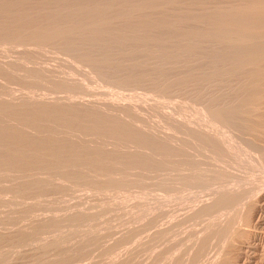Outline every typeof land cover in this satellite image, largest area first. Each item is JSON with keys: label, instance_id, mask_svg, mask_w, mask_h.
Listing matches in <instances>:
<instances>
[{"label": "bare ground", "instance_id": "bare-ground-1", "mask_svg": "<svg viewBox=\"0 0 264 264\" xmlns=\"http://www.w3.org/2000/svg\"><path fill=\"white\" fill-rule=\"evenodd\" d=\"M13 42H15L16 45L19 44L22 50L25 49L26 51L28 50L30 51L31 48L34 47V46L29 47L30 44L31 45L34 44V45L39 46L40 48H43V50H46V49L48 50L50 47V48H57L59 50L61 49L63 50V52L65 51L67 54L69 52L73 54L77 58V60L80 61L81 63L82 62L87 63L90 67H92L94 69L93 71H95V73L97 72L96 74L100 75L99 76L100 78L103 77V80L105 78V79L110 80V82L111 81L114 82V84L117 82L119 83V85L121 83L123 87L125 85L127 86V85H132V84H140V85L146 84V85L152 86V88H155L157 90L156 92L159 91L161 93H171L175 91L176 94L185 93L189 97L190 104L193 107V109L195 108L196 113L193 110L192 111L194 112V114L200 113L199 114L200 117L194 120L190 119L191 121L189 122V126H190L189 136L191 137V139H188V136L187 138L185 136L184 137L176 136V132L182 133L183 131L185 132L186 130L184 127L183 121L175 120L172 123L173 125H170L171 127L173 126L172 135H169V134L164 135V133L159 134V132L158 133L156 132L158 131L157 129L156 131H154L153 128L152 130L151 128L145 126L144 123H146L147 121L144 122L143 124L139 123L140 121L138 119L140 118H138L139 116L138 114H140L141 112L137 108H134V106L129 105V104L127 105L116 104L117 102L116 103L110 102V103L105 104L104 102H101V101H98L99 102L98 103L96 101L83 100V99L82 100L77 99L78 101L77 100L75 101V98L73 100L66 99V101L57 99V101L59 100L58 102H42V101H39L38 99L37 101L36 100L30 101L31 99L29 101L26 99L25 101L24 99L22 100V98H24V95L23 97H21V100L13 101V99L10 100L9 97L6 99V97L2 98L0 96L1 97L0 98V179L7 178L13 181L7 187L11 192H14L16 194H19V193L27 194V193H37V192L44 191V190L47 191V190L62 189L65 187L64 179H63V184L60 183L61 181L58 182L56 179L57 177L59 178L60 176L62 178L63 177L72 178L78 182L79 181L85 182V183L99 186V187L100 186L102 187L110 186V185H120L122 183H129V184H134V185L135 183L143 184V183L149 182L148 180H150V178L145 176V174L148 171L150 172V170L154 171V170H157L159 168L161 169L164 167L171 168L172 172L173 170H177L178 173L179 172L182 173L183 177L180 178V181L183 183H189L192 181H195L197 183H202L205 180H208L206 178V175L207 176L211 175L213 178L219 177V180H220L221 176L225 177L223 175L227 173H231V172H228L229 169H225V170H228L227 173L222 168L215 169L213 171L212 170L209 171L210 170L209 169L208 172H206L207 166L206 168L203 167V164H206L207 161L210 159L213 162L220 161L219 159L220 156L218 157L216 156L217 154L214 155L213 153H216L215 151L221 149L220 141L223 142L222 140H220L221 139L220 137L219 139L218 137H216V134L212 131V128L211 127L209 128L210 126L209 122L212 124H215V123L217 125L219 124L224 129H227L226 131H230L232 134L238 135L239 140L241 142L243 141L242 144L246 143L250 145L251 147L250 149L252 148L256 149V151L258 152V155H260V158H262L261 161L262 160L264 161V0H0V43L4 45H9V44L12 45ZM26 44H29V46H27ZM37 52L34 51L35 54ZM25 56L27 57V55H24L22 57L25 58ZM30 56L33 58L35 57L32 55V53ZM25 59H28V57ZM1 62L2 61H0V63ZM10 62L3 61L1 64L8 63L11 65L13 62L11 63ZM17 64L14 63L15 69H16ZM20 64L21 62H19V65ZM6 65L7 64H5V66ZM26 66L28 67V65ZM22 67L24 69L25 66H21V68ZM11 68L10 70H12ZM21 68L19 67L18 69L21 70ZM29 68L30 67L27 68L28 73L31 72ZM31 69H33L32 71L35 70L34 68H31ZM35 71L33 73L38 72V71L37 72ZM24 72L26 71L24 70ZM39 72H41V70ZM17 73L16 72L11 73L10 71L7 70V68H4L3 66L0 65V75L7 81H13L16 77L21 76V75L14 76V74H17ZM34 75L38 76V73L33 74V76ZM25 76H29V74L28 75L26 74ZM21 77L23 81L26 80L27 82V79L24 80L23 76ZM39 79H40V74H39ZM22 80L21 81L19 80V81L23 83ZM48 80L51 81V79H48ZM15 81H18L17 78ZM32 81L33 80H31L30 82L33 84L34 81L33 82ZM58 81L56 83H58ZM28 83L29 82L25 84L28 85ZM59 84H62V83L59 81ZM54 86H57V84L54 83ZM62 86H65V85H62ZM3 88H4V85L0 81V92H2L1 90H3ZM30 94L31 93L28 94L29 97L25 96V98L28 97L29 99L30 97H33L31 96L32 94L31 95ZM82 94H86V93H82ZM36 95L34 94V96ZM13 97L16 98V96L14 95ZM50 97H53V96H50ZM151 114H152V111H151ZM156 119H158V117ZM169 121H172V120H169ZM152 124H154V122H152ZM164 125L166 126V124ZM170 126H167V127H170ZM168 129H171V128H168ZM217 130L219 131V129ZM183 134H188V132H185ZM224 137L225 136H223L222 138ZM209 148H212L210 149L212 151L210 154H208L209 152H207ZM190 149H192L193 151ZM241 149H244V148H241ZM228 151L230 150L228 149ZM256 151L252 150L251 152H256ZM253 154L255 156V153H252V155ZM233 157L236 158L235 155ZM213 162L212 164H214ZM208 163L210 164V162ZM217 166H220V165H217ZM211 168H214V167H211ZM183 169L187 171L183 172L182 171ZM230 171L232 170L230 169ZM41 173L43 174L46 173V175L42 176ZM174 173L176 174V172ZM152 175H154V173ZM237 177L238 176L236 175V178ZM156 181L158 185L159 183L161 185L164 184L166 186L171 184L170 181H168V178L159 179ZM214 181H217V180H214ZM164 185H163V188H164ZM241 185L242 184L240 185L237 184V186H241ZM66 186H68V184ZM218 186L220 187V185ZM181 187H182V184H181ZM214 187H210L211 189L207 191V195L213 194V198L208 197L209 198L208 199L205 197L206 199H208L207 201L209 200L211 201L205 202L206 200L205 199L203 200L204 201L203 202L200 199L203 203V205H201L200 204L201 202L196 201L197 199L194 200L196 201V204H197L196 208L198 207V205H200L199 208H197V210H193L191 207V209L193 210V213H195L194 215L196 214L198 215L202 213L206 214V212H213L214 210L219 209V208L223 209L225 207H229L230 205H233L234 203H236V201H238L240 198L244 197L246 195V192L248 191V190H244L246 189L244 186H243V191H239V189L241 188L234 189L235 187H233V189L231 190L232 186L230 187L229 185H227V188L222 189L221 191H218L219 188L216 190V186ZM222 187L223 186H221L220 188ZM79 188L77 189L79 190ZM203 190L204 188L201 190V192ZM80 191H81V188H80ZM87 191L89 190L87 189ZM217 191L219 193L215 195L214 193H217ZM69 192L71 193V191ZM242 192H244V194H242ZM192 195H193V192L191 196ZM203 195H201L202 198H204ZM185 197H188V196H185ZM185 197H182V198L184 199ZM182 198L179 199L180 202H177L178 204L181 203ZM183 201L184 200H182V202ZM190 202H189V205H190ZM238 204L239 203H237V206ZM5 205H6L5 201L0 198V221L6 222V223L13 222L18 217V214H17V217H15L16 215L15 216L13 215L14 217L11 216L12 218H6L10 216L9 214H11L12 211L14 213L17 210L16 213H20V214L23 211L22 216L24 215L30 216V214H32V212L29 213L31 211V206H34L33 203L22 204V203H17L16 201L13 202L12 200V202L8 203L7 205L11 206L13 210L6 212L1 209L2 206H5ZM240 206L241 205H239V207ZM89 207L92 209L91 205ZM104 207H106V205ZM104 207L103 209H105ZM250 210L251 208L248 207L244 214L241 212L243 215L237 212L239 215H241L240 219L242 222L240 223H244L243 225H245V223L247 222L245 227L247 226V224L249 225L248 222H250L251 220L252 212ZM174 211H177V210H174ZM87 212H84L86 214H83L78 211V213L77 212L74 213L75 219L74 218L72 219L73 216L71 217L72 215L71 214V215H68V217L70 216V220L68 219V217L66 218V220L68 219L67 221L69 222L71 221V219L72 220H78L79 218L80 220L85 219L84 217L88 216ZM184 212L182 211L181 213H177V216ZM161 214L162 213H160V217H161ZM168 214H169V211H168ZM190 214L192 213L189 212L188 214L187 212V215H185V218L187 217L189 218L188 215ZM151 217L153 216L151 215ZM162 217H164V215ZM52 218L48 217L47 220L50 221V219ZM63 218H65V216ZM168 218H166L167 221H168ZM175 219H177V217ZM33 220H36V219H33ZM66 220L65 219L62 220L64 221L62 223L63 224L66 223L67 222ZM188 220H190V218ZM52 222H55V219L54 221H51V223H48V225H53L55 228V225ZM57 222L58 221H56L55 224L58 227L59 225H57ZM97 222H98V219H97ZM171 222H173V220ZM185 222L186 220H184V223ZM41 223L43 224L46 223L47 225V222L45 223L40 222L41 227L43 225ZM174 223H176V221ZM174 223H171V224H174ZM38 224L36 225L37 227L35 226V223H34L35 227L34 226L32 227L33 224L32 225L29 224L31 226L29 225L24 226L25 224H23V227L18 226L19 229L17 230L14 228L15 229L14 234H13L14 231L13 232L12 230L9 231L10 232L9 234L12 233L13 235H9V234L6 235L7 231L5 232L6 233L5 235L1 234L2 232H0V258L4 260L9 258V256L12 254L10 251L11 249L10 246L17 247V245L19 244L23 245L24 243L31 242V240L33 241L37 235H40L42 232H44L43 227L45 228L48 227V226H43L42 228H40V225L38 227ZM164 224H166V226L164 225V228L162 229H165L167 228V225H170L169 222L168 223L164 222ZM147 225L146 227L144 226L139 227L137 223V226L142 229L148 228L149 226ZM159 225L157 224V226ZM170 226H169V229L171 228ZM238 226L236 228L237 230L235 229L236 231H233L231 235L229 234L230 238L228 239V241L226 239V241L229 243L226 242L228 244V247H227V250L225 251L224 257H222L223 255H221L220 257V258H223L222 261L220 260L221 261L220 264H228L227 262L230 261L231 258H233V255L235 253V251H233V255H232L233 246H235V243L240 237L243 239V237L246 236V234H244L245 232L243 231L246 228L244 227L243 229V227H240L241 229H239ZM50 228H52L51 230L56 229V228L53 229V227H50ZM119 228L118 230H120ZM137 228H135L136 231H137ZM157 228L155 229L154 232L151 231L153 234H151L150 239L147 237L148 241L146 239L142 240V241H146L144 243H137L136 242L137 237L136 239L134 238L135 242L139 244L138 246L135 244V246H137L136 249L138 248L149 249V246L153 243L154 240L161 239L160 238L161 236L163 238V235L166 231H161V230L156 231L158 230ZM45 230H48V229L46 228ZM210 231L205 233V236L203 237L200 234L203 240L200 237L202 240V242L200 241L201 244L199 241H197L199 242L197 243L198 245L195 244V246H197L199 250L197 248L198 253L195 250L193 253L194 255H196L195 252L197 253L198 257L202 253L204 255L206 247H208L209 241L211 240L212 237H218L217 239H219V237L222 238V236H219L213 230H212L213 236H211L212 231L209 235L208 233ZM230 231H231V228H230ZM245 231L247 232V230ZM95 234L93 232V233L81 235L79 238H76V240L74 239L75 241L74 240L73 241L74 243L77 242V244L79 245L86 241L88 242H91L93 240L97 241L96 238L98 237ZM129 234H132L133 236L136 233L134 234V232L132 231V233L130 232ZM148 234L149 233H146L145 235L144 233L145 236H147ZM53 235H54V232H53ZM202 235H204V232L202 233ZM125 236L126 234L123 236V238H126V237L128 238V236L126 237ZM225 236L227 237V233ZM142 237L144 236L142 235ZM139 238L141 237L139 236ZM57 239H59V237ZM118 239L117 241L120 240ZM54 240L56 239L54 238ZM70 240H69V243H70ZM103 240L104 239H102V241ZM125 240H123L124 243H125ZM140 240L137 239L138 242H140ZM53 241L51 240L50 242L54 243ZM61 241L62 239L60 240V242ZM117 241L116 242L114 241L115 243L114 245L116 246H117L116 244ZM193 241L194 240H192L191 242ZM50 242H47V243L45 242V244L49 245V246H46L48 249L50 246L52 248V245H51L52 243L49 244ZM97 242L93 243L94 245L92 247L93 248H95L96 246L99 247L102 244L103 247L100 252L102 256L110 253L109 250L113 247V244H109V243H113V242H108L107 244H105L104 242L103 244L99 240ZM135 242H133V245H132L133 248L131 244H129L130 246L128 245L129 246L128 248L123 244L127 249H130L129 251L127 250L128 253L126 256L124 255L125 257L124 256L121 257L118 254L113 255L112 253V256H109V259L106 258L108 260H106L107 262L105 264H127L131 258L135 257L134 253L137 251L134 248ZM67 243L68 242H66V244ZM56 244H59V243H56ZM56 244L54 246H57ZM85 244L86 243H84L83 245V249H80L82 248L81 246L82 244H81L80 248H78L79 251L77 250V252H75L73 249L75 253L73 252L74 253L73 254L71 252V255L68 253L69 256L66 255L67 257L63 256L65 252L64 253L62 252L63 254L62 256L64 258L60 256V258L52 259L53 255L49 256V257H52L51 259L49 257L47 258L46 255L48 254V252L43 250V252L47 253V254H44L47 259L45 258L46 259L45 260L44 256L42 255L43 259L45 260V262L43 261L42 262L43 264H82L83 262L80 263L81 259L85 258L86 255L88 256L91 250V249L86 250V248L84 250ZM89 244L88 245L86 244V246L89 247ZM118 244L120 245V243ZM41 245L44 246V244H41ZM60 245H58L60 248L62 246L64 247V245L62 246ZM68 245H66L65 247L69 248L67 247ZM158 245L159 244H157V246ZM217 245L220 247L218 243ZM72 246L74 247L75 245H72ZM76 246L79 247L78 245ZM189 246L192 247V245H189ZM189 246L187 247L190 248ZM46 247L44 248L46 249ZM65 247L63 249H65L66 251ZM77 247H74V248H77ZM117 247L120 248L121 245L120 247L119 246ZM117 247H115V249ZM187 247L183 248L182 252L186 251V249L188 250ZM217 248H215V250ZM52 249L55 250L54 247ZM98 249L95 252L96 254L97 253L99 254ZM30 250L32 251V249ZM111 250L113 251V249ZM159 250L156 251V247H155V252L153 253V255H155L156 252H159ZM222 250H223V246H222ZM234 250H235V247H234ZM38 251L39 249L36 251V253ZM56 251L57 250H55V252ZM124 251H126V249ZM39 252H41V250ZM120 252L121 251H119L118 253ZM192 252H193V249H192ZM22 253L23 252H21V254ZM145 253L146 254L148 253L147 254L148 256L150 252H145ZM145 253L142 252V254H145ZM218 253H221V251ZM25 254L28 255V253H25ZM52 254H53V251H52ZM93 254H94V251H93ZM140 254H138V256ZM188 254H191V253L188 252ZM29 255L30 256L34 255L33 258L32 256L30 257L34 260L38 258L37 257L38 255L35 256L36 255L35 253L33 254L29 253ZM39 255L41 256L40 253ZM145 255L144 257H146ZM219 255L215 256V258L219 259ZM42 256L40 257V259H42ZM57 256H59L58 253H57ZM94 256L95 254L92 256V258ZM158 256L156 258H158ZM181 256H183V254ZM19 257L22 258L21 255L20 256L18 255V258ZM186 257L184 258L186 259ZM30 258L28 256V259H26L27 261L25 260L26 262L23 259L22 261L24 262L22 261L20 262L18 261L19 259L17 260L15 258L17 262L15 261L12 263L9 262V264L10 263L11 264H31L29 263L30 261H28ZM99 258L101 259V257H98V259ZM40 259H39V263L41 264L42 262H40ZM98 259L95 258L96 261ZM153 259L154 261L156 260L155 258ZM180 259H179V262H180ZM190 259H191V256H190ZM200 259H198V261ZM83 261H86V260H83ZM192 261H195V260H192ZM102 262H105V261H102ZM179 262L175 261L173 264L175 263L178 264ZM190 262L191 261H189L188 264H190ZM37 263H38V260H37ZM86 263L87 262H85L84 264ZM192 263L193 262H191V264ZM216 263H217V260H216ZM151 264H153L152 261H151ZM183 264H186V263H183Z\"/></svg>", "mask_w": 264, "mask_h": 264}, {"label": "rangeland", "instance_id": "rangeland-1", "mask_svg": "<svg viewBox=\"0 0 264 264\" xmlns=\"http://www.w3.org/2000/svg\"><path fill=\"white\" fill-rule=\"evenodd\" d=\"M0 43V61H4V62H13L11 65L8 64V63H3L0 65L3 66L4 68H7L8 71H10L11 73H17V74H14V76H23V79H27V82L26 80L23 81L22 80V77L19 76V77H16L18 81H15L16 78L13 80V81H7L5 80L1 75H0V81L3 83L4 85V88L3 90H1L2 92H0V96L2 98H5L6 99L9 97V99H13V101H18V100H21V97H23L24 95V98H22V100L24 99L26 101V99L29 101H32V100H36L37 99L39 101H42V102H58L59 100H63V101H66V99H74L75 98V101L77 99L79 100H92V101H101V102H104L105 104L107 103H116V104H122V105H132L134 106V108H137L141 113L138 114V119L140 122L139 123H144L146 127H149V128H153L154 131H156V129L158 131H156L157 133L159 132V134H163L164 135H172L173 134V126L171 127L170 125H173L172 123L175 121V120H181L183 121V124H184V127H185V132H188V134H183L185 133L184 131L182 133L180 132H176V136L177 137H186L188 136V139H191V137L189 136V122L191 120H194L196 118H199L200 117V113L198 114H194V112L196 113V110L195 108L193 109V107L191 106L190 104V100H189V97L185 94V93H179V94H174V92H171V93H161V92H156L157 90L155 88H152V86L150 85H146V84H132V85H125L123 87V85L120 83H115L114 82H110V80L108 79H105L103 80V77L100 78L99 74H96L95 71H93L94 69L92 67H90L87 63H84V62H80L77 60V58L68 52V54L63 50H59L57 48H50L47 50H43V48H40L39 46L37 45H31L29 46V44H26L27 46L29 47H33L31 48V50L29 51H26L25 49L22 50V48L19 46V44H15V42L12 43V45H4ZM36 46V47H35ZM47 48V47H46ZM36 49V50H35ZM39 49V50H38ZM45 49V48H44ZM33 50V51H32ZM34 51H38L36 54L34 53ZM41 51V52H39ZM44 51V52H43ZM25 53V54H24ZM29 53L33 56H35L34 58L31 57ZM19 54V55H18ZM24 55H27L28 59H25L27 58ZM29 55V56H28ZM7 57V58H6ZM3 58V59H2ZM10 62V63H11ZM18 64H17V63ZM19 62H21V66H25L24 69L23 67L21 68V66L19 65ZM26 62V63H25ZM15 64L16 65V69H15ZM5 64H7L5 66ZM87 64V65H86ZM10 65V66H9ZM14 65V66H13ZM28 65V67H30L29 69L31 70L30 73H28V67L26 66ZM20 67V69L17 68ZM35 66V67H34ZM12 67V68H11ZM10 68L12 70H10ZM14 68V69H13ZM31 68H34L35 70L37 68H39L41 70V72H39L40 70L37 69L35 72H37L38 70V76L37 75H34L33 74H37V73H33L34 71H32L33 69ZM43 68V69H42ZM92 68V70H91ZM47 69V70H46ZM14 70V71H13ZM24 70L26 72H24ZM23 72V73H22ZM29 76H25L26 74ZM47 75H45V74ZM39 74H40V79H43L40 80L39 79ZM43 74V75H41ZM50 75V76H48ZM59 75V76H58ZM25 76V77H24ZM32 76V78H31ZM71 76V77H69ZM30 79H28V78ZM46 77V79H45ZM49 77V78H48ZM52 77V78H50ZM54 78V79H53ZM73 78V79H72ZM2 79V80H1ZM48 79H51V81H49ZM56 79V81H55ZM66 79V80H64ZM22 80L23 83H21L20 81ZM31 80H33L34 82H37L34 83L33 81V84L30 82ZM46 80V81H44ZM53 80V82H52ZM62 83V84H59V81ZM81 80V81H80ZM5 83H4V82ZM41 81V83H40ZM55 81V82H54ZM58 81V83H56ZM73 81V82H72ZM43 82V83H42ZM47 82V83H46ZM52 84H51V83ZM68 82V83H67ZM71 82V83H69ZM110 82V83H109ZM26 83V84H25ZM54 83L57 84V86H54ZM65 83V84H64ZM78 83V84H76ZM59 84V85H58ZM67 84V85H66ZM74 84V85H73ZM62 85H65V86H62ZM73 85V86H72ZM135 85V86H133ZM67 86V88H66ZM71 86V87H70ZM76 86V87H75ZM150 86V87H149ZM53 87V88H52ZM65 87V88H64ZM69 87V88H68ZM64 90H63V89ZM101 89V90H100ZM107 89V90H106ZM155 89V90H154ZM11 90V91H10ZM70 90V91H69ZM78 90V91H77ZM103 90V91H102ZM16 91V92H15ZM101 91V92H100ZM21 92V93H20ZM58 92V93H57ZM77 92V93H76ZM115 92V93H114ZM11 93V94H10ZM31 93L30 95L33 96V97H30L28 99V94ZM66 93V94H65ZM71 93V94H70ZM82 93H86V94H82ZM98 93V94H97ZM103 93V94H102ZM124 93V94H123ZM178 93V92H177ZM2 94V95H1ZM34 94L36 96H34ZM51 94V95H50ZM101 94V96H100ZM112 94V95H111ZM16 96L15 97H13ZM39 95V97H38ZM63 95V96H62ZM79 95V96H78ZM105 95V96H104ZM116 95V96H115ZM162 95V96H161ZM25 96H28L25 98ZM42 96V97H41ZM46 98H45V97ZM50 96H53V97H50ZM82 96V97H81ZM86 96V97H85ZM90 96V97H89ZM108 96V97H107ZM128 96V97H127ZM0 97V98H1ZM11 97V98H10ZM20 99H18V98ZM36 97V98H35ZM44 97V98H43ZM59 97V98H58ZM96 99H95V98ZM101 97V98H100ZM107 97V98H106ZM111 97V98H110ZM121 99H120V98ZM15 98V99H14ZM41 98V99H39ZM48 98V99H47ZM91 98V99H90ZM99 98V99H98ZM110 98V99H109ZM123 98V99H122ZM50 99V100H49ZM57 99H59L57 101ZM78 101V100H77ZM113 101V102H112ZM115 101V102H114ZM129 101V102H128ZM100 102V103H101ZM99 103V102H98ZM103 103V104H104ZM125 103V104H124ZM145 103V104H144ZM102 104V103H101ZM142 104V105H141ZM148 104V105H147ZM138 106V107H137ZM147 106V107H146ZM155 107V108H154ZM144 108V109H143ZM146 108V110H145ZM192 108V109H191ZM194 112H193V111ZM147 111V112H145ZM149 111V112H148ZM151 111H152V114H151ZM155 112V113H153ZM160 114H159V113ZM193 112V113H192ZM147 113V114H146ZM150 113V114H148ZM168 115H167V114ZM159 114V115H158ZM195 116H194V115ZM141 115V116H140ZM152 115V116H151ZM155 115V116H154ZM157 115V116H156ZM162 115V116H161ZM192 115V116H191ZM144 116V117H143ZM198 116V117H197ZM142 117V118H141ZM150 117V118H149ZM153 117V118H152ZM158 117V119H156ZM161 117V118H159ZM163 117V118H162ZM195 117V118H194ZM193 118V119H192ZM191 119V120H190ZM155 120V121H154ZM158 120V121H156ZM164 120V121H162ZM167 120V121H166ZM169 120H172V121H169ZM150 121V122H149ZM166 121V122H165ZM149 122V123H148ZM152 122H154V124H152ZM164 122V123H162ZM171 122V123H170ZM161 124V125H160ZM166 124V126L164 125ZM169 124V125H167ZM149 125V126H148ZM209 128L211 127L212 128V131L216 134V137H219L221 138L220 140H222L223 142H221L220 140V145H221V151L220 150H217L215 151L216 153H213L214 155L216 156H220V161H215L213 162L211 159L207 161L206 164H203V167L206 168L207 166V170L206 172L209 171H213L215 169H229L228 170H225L226 173L227 171L228 172H231V173H227L223 176L225 177H222L220 178L219 180V177H212L211 175H206V178L208 180H205L204 182L202 183H197L195 181H192V182H189V183H183L180 181V178L183 177L182 173H178L177 170H173L172 172V169L169 168V167H164V168H159L157 170H150V173L149 171L145 174L146 177L150 178V180H148L149 182L147 183H143V184H129V183H122L120 185H110V186H95V185H91V184H88V183H85V182H78L72 178H67V177H57V181L62 183L63 184V179H64V188L62 189H57V190H44V191H40V192H37V193H27V194H16L14 192H11L7 187L13 182L7 178H1L0 179V198L2 200L5 201L6 205L10 202H17V203H22V204H30V203H33L34 206H31V211L29 213L32 212V214H30V216H22L23 215V211L20 213H16L13 211L11 212V214H8L10 215L9 217H6V218H12L14 217H17V214H18V217L16 218V220H14L13 222H9V223H6V222H2L0 221V232H2L1 234H6L5 232L7 231V234L8 235L12 230L13 234L15 233V229H19V227H23V224H25L24 226L26 225H29V224H33L32 227L34 226V223H35V226L38 224V227L40 225V222H47V225L46 223L42 225L43 226H48L46 227L48 230H45L46 228H44V232H42L40 235H37L34 240L31 242H28V243H24L23 245L19 244L16 246H10L11 250V255L9 256V258L7 259H1L0 260V264H9V262H17L18 261H22L23 257H24V261L26 259H28V256L29 258L32 256V258L34 257V255H29V253L33 254L35 253L38 258H36L38 260V263H37V260L35 259H32L30 258L28 261H30L29 263H33V264H40L39 263V259L40 257L43 255L44 256V259L46 258L44 254H47L44 251L48 252V254L46 255L47 258L51 255H53L52 257H49L50 259H57V258H60V256H62V252L64 253L63 256L67 257L69 256L68 253L71 255V252L73 253L74 251L77 252V250L79 251L78 248H80V245L82 246V248L80 249H83V245L84 243H86L87 245L89 243V247L84 246V250L86 248L87 249H91L90 250V254H88V256L86 255L85 258H82L83 260H86V261H83L81 259L80 263L84 264L85 262H87L86 264H99L100 262L102 264H105L109 259V256H112V253L113 255H116L118 254L119 256L123 257L124 255L126 256L128 251L130 249H127L131 244V246L133 245V242H135V239L137 237L138 240H140V242L137 241L136 239V242L137 243H144L146 241H142V240H147L148 238L150 239L151 237V234H153L152 232L155 231V229L157 228L158 230L156 231H166L163 235V238L162 236L160 237L161 239L159 240H154L153 243L149 246V249H145V248H137V246L139 244H137L136 242L134 243V246L135 244L137 246H135L134 248L137 250L136 252H139L138 253H134L135 257L131 258L129 260V262L127 264H145L149 262V264H151V261L153 264H173L175 261H178L179 262V259L180 258H184L186 257V259L184 258L183 260L180 259V262L178 264H183V263H186L188 264L189 261L193 262L192 264H215L216 263V260H217V263L216 264H220V262L222 261L223 258H220L221 255H223L222 257H224V254H225V251L227 250V247H228V244L229 242L228 239L230 238V235L233 231H236L237 229V226L239 229H241L240 227H245V225H243L244 223H240L242 222L241 219H240V216L243 215L245 213V211L247 210L248 207L251 208V220L249 223V225L247 224V226L245 227L246 229H242L246 234V236L243 237V239L240 237L237 242L235 243V246H233V249H232V255H233V251H235L234 255H233V258H231L230 261H228L227 263L228 264H264V161L260 158V155H258V152L256 151V149L252 148L250 149V145L248 144H242V142L239 140V136L236 135V134H232L230 131H226L227 129H224L221 125H217L216 123L215 124H212L209 122ZM153 126V127H152ZM155 126V127H154ZM157 126V127H156ZM167 126H170V127H167ZM220 126V127H218ZM160 127V128H159ZM163 128V129H162ZM168 128H171V129H168ZM152 129V130H153ZM216 129V130H214ZM219 129V131L217 130ZM161 130V131H159ZM168 130V131H167ZM166 131V132H165ZM224 131V132H223ZM168 132V133H167ZM221 132V133H220ZM223 132V133H222ZM166 133V134H165ZM171 133V134H170ZM178 133V134H177ZM181 134V135H179ZM230 134V135H229ZM220 135V136H218ZM223 136H225L224 138H222ZM230 136V137H229ZM238 136V137H237ZM228 137V138H227ZM239 140V142H238ZM227 142V143H226ZM229 143V144H228ZM228 144V145H227ZM241 144V145H240ZM227 145V146H225ZM230 145V146H229ZM241 147H240V146ZM247 145V147H246ZM223 148V149H222ZM228 148L230 151H228ZM241 148H244V149H241ZM212 148H209V150H207V152H209L208 154H210L212 151L210 150ZM192 150V149H190ZM235 150V151H234ZM247 150V151H245ZM256 151V152H251V151ZM193 151V150H192ZM222 155H221V153ZM228 151V152H227ZM250 151V152H249ZM227 152V154H226ZM231 152V153H229ZM242 154H241V153ZM225 153V154H223ZM233 153V154H232ZM249 153V154H248ZM252 153H255V156L254 154L252 155ZM257 153V155H256ZM220 154V155H219ZM229 154V155H228ZM241 154V155H240ZM228 155V156H227ZM232 155V157H231ZM236 156L233 157V156ZM240 155V157H239ZM246 156V157H245ZM223 157V158H222ZM239 157V158H237ZM244 157V158H242ZM258 157V158H256ZM246 158V159H245ZM260 158V159H259ZM233 159V160H232ZM241 159V161H240ZM244 159V161H243ZM248 159V160H247ZM230 160V161H229ZM238 160V161H237ZM250 160V161H249ZM257 160V161H256ZM259 160V161H258ZM210 162V164L208 163ZM212 162L214 164H212ZM225 162V163H224ZM256 162V163H255ZM261 162V163H260ZM232 163V164H231ZM247 163V164H246ZM250 163V164H249ZM252 163V164H251ZM223 164V165H222ZM244 164V165H243ZM217 165H220V166H217ZM260 165V166H259ZM235 168H233V167ZM211 167H214V168H211ZM218 167V168H216ZM226 167V168H224ZM254 167V169H253ZM256 168V169H255ZM263 168V169H262ZM230 169L232 171H230ZM164 170V171H163ZM167 170V171H166ZM171 171V172H170ZM183 172L184 171H187V170H182ZM252 171V172H251ZM164 174H163V173ZM176 172V174L174 173ZM149 173V174H148ZM154 173V175H152ZM162 173V174H160ZM167 173V174H166ZM172 173V174H171ZM159 174V175H158ZM230 174V175H229ZM42 176H45L46 173H41ZM158 175V176H157ZM172 175V176H170ZM182 175V176H181ZM236 175L238 176L236 178ZM250 175V176H249ZM153 176V177H152ZM166 176V177H165ZM180 176V177H179ZM163 177V178H162ZM173 177V178H171ZM178 177V178H177ZM211 177V178H210ZM67 181H66V179ZM156 178V179H155ZM168 178V181H170L171 184L170 187L169 185H164V184H160L158 185L157 181L156 180H159V179H167ZM213 178V179H212ZM217 178V179H216ZM6 179V180H5ZM62 179V180H61ZM170 179V180H169ZM174 179V180H173ZM228 179V180H227ZM234 179V180H233ZM179 180V182H178ZM213 180V181H212ZM214 180H217V181H214ZM244 180V181H243ZM66 181V182H65ZM172 181V182H171ZM246 181V182H245ZM3 182V184H2ZM5 182V183H4ZM68 182V183H67ZM73 182V183H72ZM178 182V183H177ZM206 182V183H205ZM216 182V183H215ZM218 182V183H217ZM234 182V184H233ZM242 184L241 186H237V184ZM71 183V184H70ZM80 183V184H79ZM151 183V184H150ZM214 183V184H213ZM226 183V184H225ZM229 183V184H228ZM68 184V186H66ZM157 184V185H156ZM178 184V185H176ZM181 184H182V187H181ZM187 184V185H186ZM205 184V185H203ZM217 184V185H216ZM225 184V185H224ZM233 184V185H231ZM78 185V186H77ZM80 185V186H79ZM161 185V186H160ZM163 185H164V188H163ZM209 185V186H208ZM212 185V186H211ZM218 185L223 186L222 188H220ZM227 185H229L230 187L232 186L231 190L233 189V187H235L234 189H239V191H243V186L246 188L244 190H248L246 192V195L242 198H240L238 201H236V203H234L233 205H230L229 207H225V208H219V209H216L214 210L213 212H206L205 213H202V214H196L194 215L195 213H193V210H197V208H199L200 205H198V207L196 208L197 204H196V201L198 202H201L200 204L203 205L202 201L205 200L206 198H213V194L211 195H207V191H209L211 188L210 187H214L216 186V190L219 188L218 191H221L222 189H225L227 188ZM236 185V186H234ZM85 188H84V187ZM136 186V187H135ZM218 186V188H217ZM248 186V187H247ZM67 187V188H66ZM81 188V191H80V188ZM83 187V188H82ZM94 187V188H92ZM175 187V188H174ZM208 187V189H207ZM75 188V189H74ZM79 188V190L77 189ZM168 188V189H167ZM171 188V189H169ZM204 188V190L201 192V190ZM215 188V187H214ZM229 188V187H228ZM5 189V190H4ZM71 189V190H70ZM84 189V190H82ZM87 189L89 191H87ZM92 189V190H90ZM94 189V190H93ZM213 189V188H212ZM65 190V191H64ZM197 190V191H196ZM254 190V191H253ZM63 191V192H62ZM68 191V193H67ZM71 191V193L69 192ZM91 191V192H90ZM200 191V192H199ZM217 191V193H214L215 195H217L219 192ZM238 191V192H239ZM49 192V193H48ZM52 192V193H51ZM76 192V193H75ZM81 192V193H80ZM93 192V193H92ZM193 192V195L191 196ZM204 192V193H203ZM5 193V194H4ZM170 193V194H169ZM197 193V194H196ZM240 193V192H239ZM252 193V194H251ZM48 194V195H47ZM75 194V195H74ZM79 194V195H78ZM195 194V195H194ZM205 194V195H203ZM242 194H244V192H242ZM26 195V196H25ZM29 195V196H28ZM92 195V196H91ZM188 196V197H185V196ZM201 195L204 196V198L201 197ZM207 195V196H206ZM214 195V197H215ZM9 196V197H8ZM190 196V197H189ZM195 196V197H194ZM198 196V197H197ZM212 196V197H210ZM251 196V197H250ZM66 197V198H65ZM182 197H185L184 199ZM197 197V198H196ZM206 197V198H205ZM65 198V199H64ZM69 198V199H68ZM80 198V199H79ZM91 198V199H90ZM180 198H182V200H184L182 202L181 200V203H177V202H180ZM208 198V199H209ZM247 198V199H245ZM7 199V200H6ZM50 199V200H49ZM197 199V200H196ZM202 201H201V200ZM206 199L205 202L208 200ZM31 200V201H29ZM84 200V201H83ZM86 200V201H85ZM179 200V201H178ZM191 202H190V201ZM196 200V201H194ZM241 200V201H240ZM245 200V202H244ZM42 201V202H41ZM59 201V202H58ZM89 201V202H87ZM96 201V202H95ZM211 201V200H209ZM207 201V202H209ZM47 202V203H46ZM66 202V204H65ZM98 202V203H97ZM175 202V203H174ZM188 204H187V203ZM189 202H190V205H189ZM204 202V201H203ZM88 203V204H87ZM96 203V204H95ZM173 203V205H172ZM237 203L238 206H237ZM36 204V205H35ZM52 204V205H51ZM57 204V205H56ZM70 204V206H69ZM102 204V205H101ZM178 204V205H177ZM181 204V205H180ZM185 204V205H184ZM192 204V206H191ZM196 204V205H195ZM2 206V210L4 211H11L13 210L11 206L7 205V206ZM63 205V206H62ZM75 205V206H74ZM88 205V206H87ZM91 205L92 209L89 207ZM94 205V206H93ZM106 205V207H104ZM239 205H241L239 207ZM59 206V207H58ZM170 206V207H169ZM177 206V207H176ZM180 206V208H179ZM182 206V207H181ZM195 206V207H194ZM234 206V207H232ZM245 206V207H244ZM4 207V208H3ZM66 207V208H65ZM75 207V208H74ZM95 207V208H94ZM103 207L105 209H103ZM184 207V209H183ZM186 207V208H185ZM192 207V209H191ZM237 207V208H236ZM239 207V208H238ZM247 207V208H246ZM254 207V208H253ZM68 208V209H67ZM71 208V209H70ZM73 208V209H72ZM80 213H83V214H86L84 212H87V215L86 217H84L85 219H81L80 218L77 219L78 220H72L73 218L75 219L74 217V213H78V211ZM190 208V209H188ZM243 210H242V209ZM6 209V210H5ZM188 209V211H187ZM229 209V210H228ZM34 210V211H32ZM84 210V212H83ZM167 210V211H166ZM174 210H177V211H174ZM184 212L182 214H179L177 216V213H181L180 211ZM63 211V212H62ZM97 211V212H96ZM102 211V212H101ZM167 213H166V212ZM168 211H169V214H168ZM173 211V212H172ZM190 215L189 218L190 220H188L189 218H185V215H187V212ZM240 211V212H239ZM19 212V210H18ZM59 212V213H58ZM66 212V213H65ZM152 212V213H151ZM161 214V217L164 215V217H160V213ZM166 215H165V213ZM195 212V211H194ZM225 212V213H224ZM240 213L241 215H239L238 213ZM243 214H242V213ZM254 212V213H253ZM28 213V212H27ZM25 213V214H27ZM43 213V214H42ZM52 213V214H51ZM57 215H55V214ZM64 213V214H63ZM94 213V215H93ZM159 213V214H158ZM208 213V214H207ZM224 213V214H223ZM233 213V214H232ZM237 213V214H236ZM7 214V216H8ZM72 214V215H71ZM150 214V215H149ZM171 214V216H170ZM174 214V215H173ZM176 214V216H175ZM204 214V215H203ZM14 215V216H13ZM34 215V216H33ZM50 215V216H49ZM68 215H71L72 219L69 224V222L67 221L68 219L70 220V216L68 217ZM151 215L153 217H151ZM157 215V216H156ZM193 215V216H191ZM203 215V216H202ZM212 215V216H211ZM238 215V216H237ZM12 216V217H11ZM22 216V217H20ZM33 216V217H32ZM42 216V217H41ZM55 219V222H52L54 225H55V228L57 227L56 226V221L57 222V225L61 226V227H57L56 229L54 228L53 225H48V223H51V221H54ZM65 216V218H63ZM146 216V217H145ZM169 216V218H168ZM175 216V217H174ZM191 216V217H190ZM195 216V217H194ZM199 216V217H198ZM207 216V217H206ZM30 217V218H28ZM47 217V218H46ZM48 217H51L52 219L47 220ZM68 217V219L66 220V218ZM174 217V218H172ZM177 217V219H175ZM180 217V218H179ZM183 217V219H182ZM231 217V218H230ZM237 217V219H236ZM3 218V217H1ZM66 220L65 222L66 223H62L64 221L61 220ZM161 218V219H160ZM168 218V221L167 219ZM179 218V220H178ZM185 218V219H184ZM194 218V219H193ZM29 219V220H28ZM33 219H36V220H33ZM40 219V221H39ZM45 221H44V220ZM57 219V220H56ZM97 219H98V222H97ZM149 219V220H148ZM158 219V220H156ZM173 222H171L172 220ZM193 219V220H192ZM239 219V220H238ZM38 220V221H37ZM47 220V221H46ZM61 220V221H60ZM84 220V221H83ZM100 220V221H99ZM151 220V221H150ZM156 220V221H155ZM160 220V221H159ZM166 220V221H164ZM176 223H174L175 221ZM183 220V222H182ZM184 220H186V222L184 223ZM209 220V221H208ZM211 220V221H210ZM18 221V222H17ZM21 221V222H20ZM27 221V222H26ZM29 221V223H28ZM35 221V222H34ZM74 221V222H73ZM150 221V222H149ZM158 221V222H157ZM163 221V222H162ZM33 222V223H31ZM37 222V223H36ZM61 222V223H60ZM78 222V223H77ZM86 222V223H85ZM90 222V223H89ZM94 222V223H93ZM103 224H101V223ZM155 222V223H154ZM161 224L159 226H157V224ZM164 222L168 223L170 225H167V228L165 229H162L164 228V225L166 226V224H164ZM174 223V224H171V223ZM178 222V224H177ZM193 222V223H192ZM212 222V223H210ZM3 223V224H2ZM61 225H60V224ZM137 223H138V226L139 227H146L149 226L148 228H146L147 231L145 228L142 229V228H139L137 226ZM145 223V225H144ZM156 225H154V224ZM181 223V224H180ZM188 223V224H187ZM190 223V224H189ZM233 223V224H232ZM63 224V225H62ZM69 224V225H68ZM78 224V225H77ZM80 224V225H79ZM96 224V225H95ZM153 224V225H152ZM177 224V225H176ZM186 224V225H185ZM2 225V226H1ZM29 225V226H31ZM74 225V226H72ZM77 227H76V226ZM89 225V227H88ZM102 225V226H101ZM151 225V226H150ZM163 225V227H162ZM174 225V226H173ZM180 225V226H179ZM232 225V226H230ZM237 225V226H236ZM243 225V226H242ZM4 226V227H3ZM19 226V227H18ZM34 226V227H35ZM87 226V227H86ZM96 226V227H95ZM102 228H101V227ZM120 228H119V227ZM122 226V227H121ZM126 226V227H125ZM128 226V227H127ZM131 226V227H130ZM136 226V227H135ZM169 226L171 227L169 229ZM184 226V227H183ZM187 226V227H185ZM236 226V228H235ZM252 226V227H251ZM6 227V228H5ZM37 227V226H36ZM41 225H40V228H42ZM50 227H53V229L55 230H51L52 228ZM64 227V228H63ZM79 227V228H78ZM92 227V228H91ZM125 227V228H124ZM137 228V231L135 230V228ZM161 229H160V228ZM183 227V228H182ZM234 227V228H233ZM15 228V229H14ZM86 228V229H85ZM91 228V229H90ZM107 228V229H106ZM118 228L120 230H118ZM131 228V229H130ZM133 228V230H132ZM230 228H231V231H230ZM50 229V230H49ZM66 229V230H65ZM140 231H139V230ZM236 229V230H235ZM65 230V231H64ZM73 230V231H72ZM83 230V231H81ZM106 230V231H105ZM110 230V231H109ZM127 230V232H126ZM136 232H135V231ZM145 230V231H144ZM171 230V231H170ZM205 230V231H204ZM215 231L219 236H222V238L219 237V239H217L218 237H212L211 240L209 241V244H208V247H206V250L204 252V255L203 253L198 257L197 256V246H195V244L199 243L200 241L202 242L203 240V236H205V233H207L208 231ZM228 230V231H227ZM247 230V232L245 231ZM49 231V232H47ZM72 231V232H71ZM77 231V232H76ZM87 231V232H86ZM98 231V232H97ZM104 231V232H103ZM108 231V233H107ZM117 231V232H116ZM123 231V232H122ZM132 231L134 232V234L138 233L136 236L132 234H129L130 232L132 233ZM142 231V232H141ZM144 231V232H143ZM152 231V232H151ZM211 231L208 233L210 235ZM213 231L211 233V236H213ZM241 231V230H240ZM4 232V233H3ZM52 232V233H51ZM53 232H54V235H53ZM59 232V233H58ZM79 232V233H78ZM97 233L95 234L98 238L97 241H101V243H105L107 244L108 242H113V243H109V244H113V247L111 249H113V251L110 249V253H108L107 255H101V249L103 247V245L101 244V246H96L95 248H93L92 246L94 245L93 243H96L97 241L96 240H93L91 242H83L81 243L80 245L76 243H74V241L76 240V238H79L81 235H85V234H89V233ZM101 232V234H100ZM110 232V233H109ZM115 232V233H114ZM122 232V233H121ZM125 232V233H124ZM204 232V235H202V233ZM50 233V235H49ZM57 233V234H56ZM82 233V234H80ZM99 233V234H98ZM103 233V234H102ZM113 233V234H112ZM141 233V234H140ZM143 233V234H142ZM146 233H149L147 236ZM227 233V237L225 236ZM12 233L9 234V235H13ZM48 234V235H47ZM106 234V235H105ZM126 234V236H128V238H123V236ZM201 234V236H200ZM230 234V235H229ZM243 234V235H244ZM256 237H255V235ZM48 237H47V236ZM66 235V236H65ZM74 235V236H73ZM100 235V236H98ZM104 235V236H103ZM123 235V236H122ZM142 235L144 237H142ZM207 235V234H206ZM229 235V237H228ZM252 235V236H250ZM39 236V237H38ZM59 237V239L62 241L60 242L59 239L56 238ZM71 236V237H70ZM120 238H119V237ZM139 236L141 238H139ZM210 236V237H211ZM224 236V237H223ZM38 237V238H37ZM47 237V238H46ZM70 237V238H69ZM114 237V238H113ZM117 237V238H116ZM131 237V238H130ZM146 237V238H145ZM148 237V238H147ZM165 237V239H164ZM202 240H201V238ZM250 237V238H249ZM54 238L56 240H54ZM65 238V239H63ZM67 238V240H66ZM110 238V239H109ZM113 238V239H112ZM120 240H119V239ZM135 238V239H134ZM143 238V239H142ZM215 238V239H214ZM246 238V239H245ZM254 238V239H253ZM44 239V240H43ZM72 241H71V240ZM75 239V240H74ZM102 239H107V240H103ZM117 239L120 241H117ZM126 239V240H125ZM197 239V240H196ZM200 239V240H199ZM216 241H214V240ZM222 239V240H221ZM227 239V241H226ZM243 241H242V240ZM250 239V240H249ZM53 241L54 243L50 242V241ZM59 240V241H57ZM64 240V242H63ZM69 240H70V243H69ZM74 240V241H73ZM113 240V241H112ZM125 240V243L124 241ZM192 240H194L193 242H191ZM225 242H224V241ZM59 243V244H56L55 243ZM107 241V242H106ZM114 241L116 242L117 241V246L121 247L118 248L116 245H114ZM142 241V242H141ZM148 241V240H147ZM156 241V242H155ZM199 241V242H197ZM219 241V242H218ZM242 241V242H241ZM37 242V243H36ZM41 242V243H40ZM43 242V243H42ZM45 242H50L49 244L52 245V248L54 247L55 250H57L55 252V250H53L51 248V246L49 247V249L46 247V246H49L48 244H45ZM66 242H68L66 244ZM200 242V244H201ZM224 242V243H223ZM227 242V243H226ZM240 242V243H239ZM251 242V243H250ZM62 243V244H61ZM68 245L67 247L69 248H66L64 244ZM73 243V244H72ZM98 243V242H97ZM103 243V244H104ZM120 243V245L118 244ZM162 243V244H160ZM192 243V244H190ZM216 243V244H215ZM217 243L220 245V247L217 245ZM221 243V244H220ZM238 243V244H237ZM250 243V244H249ZM253 243V244H252ZM26 244V245H25ZM28 244V245H27ZM31 244V245H30ZM39 244V245H38ZM41 244H44V246H42ZM57 245V246H54V245ZM61 244V245H60ZM71 244V245H70ZM127 247H125L124 245ZM127 244V245H126ZM157 244H159L157 246ZM199 244V246H200ZM223 244V245H222ZM227 244V245H226ZM38 245V246H37ZM41 245V246H40ZM62 246L64 245V247L66 248V251L65 249H63L64 247L62 246V250L61 248L58 246ZM72 245H75L74 247H77L76 245H78L79 247L77 248H74ZM123 245V246H122ZM129 245V246H128ZM189 245H192L189 246ZM194 245V246H193ZM198 245V244H197ZM37 246V247H36ZM91 246V247H90ZM187 246H189L190 248H188ZM218 246V248H217ZM222 246H223V250H222ZM225 246V247H224ZM248 246V247H247ZM9 247V246H7ZM13 247V248H12ZM36 249H35V248ZM40 247V248H39ZM46 247V249L44 248ZM57 247V248H55ZM115 247H117L115 249ZM154 247V248H153ZM155 247H156V251H158L159 249V252H156L155 255H153V253L155 252ZM162 247V248H160ZM188 248V250L186 249V251L182 252L183 251V248ZM234 247H235V250H234ZM247 247V248H246ZM251 247V248H250ZM19 248V249H18ZM42 248V249H41ZM44 248V249H43ZM71 248V249H70ZM99 248V249H98ZM133 248V246H132ZM131 248V249H132ZM193 249V252H192V249ZM195 248V249H194ZM215 248H217L215 250ZM32 249V251L30 250ZM39 249V251L41 250V252H39L41 254V256L39 255V253L36 251ZM70 249V250H69ZM74 249V251H73ZM99 250V254L97 255L95 252L96 250ZM121 251L120 253H118L119 251ZM126 249V251L124 250ZM152 249V250H151ZM158 249V250H157ZM36 250V251H35ZM60 252H59V251ZM64 250V251H63ZM69 250V251H68ZM128 250V251H127ZM162 250V251H161ZM185 250V249H184ZM196 250L195 254L194 255V251ZM199 250V248H198ZM219 250V251H218ZM25 251V252H24ZM29 251V252H28ZM52 251H53V254H52ZM93 251H94V254L95 256L92 258V256L94 255L93 254ZM112 251V252H111ZM116 251V252H114ZM145 253V252H150L149 255L151 256H147V254H142V252ZM153 251V252H152ZM181 251V252H180ZM210 253H209V252ZM213 251V252H212ZM221 251V253H218V252ZM241 251V253H240ZM243 251V252H242ZM246 251V252H245ZM20 252V253H19ZM21 252H23L21 254ZM51 252V253H50ZM74 252V253H75ZM123 252V254H122ZM191 253V254H188ZM217 252V253H216ZM19 253V254H18ZM25 253H28L25 254ZM50 253V254H49ZM56 253V254H55ZM57 253L59 256H57ZM73 253V254H74ZM142 255H141V254ZM181 253V254H179ZM185 253V254H184ZM216 255H215V254ZM56 258H55V256ZM61 254V255H60ZM122 254V255H121ZM138 254H140L138 256ZM160 254V255H159ZM177 256H176V255ZM183 254V256H181ZM213 254V255H212ZM220 254V255H219ZM248 254V255H247ZM18 255L22 256L18 258ZM67 255V256H66ZM144 255L146 257H144ZM159 255V256H158ZM162 255V256H161ZM203 255V257H202ZM207 255V256H206ZM211 255V257H210ZM219 255V259L215 258V256ZM238 255V256H237ZM40 256V257H39ZM43 256H42V259H40V262H45V260L47 259H43ZM62 256V258H64ZM108 256V257H106ZM124 256V257H125ZM158 256V258H156ZM176 256V257H175ZM190 256H191V259H190ZM194 258H193V257ZM197 256V257H196ZM205 256V257H204ZM246 256V257H245ZM89 257V258H88ZM98 257H101V259ZM141 257V258H139ZM145 259H144V258ZM150 257V258H149ZM209 257V258H208ZM15 258L17 260H15ZM88 260H87V259ZM98 259L100 261H96L95 260ZM108 258V259H106ZM141 260H139V259ZM155 258L156 260L154 261ZM177 260H176V259ZM193 258V259H192ZM197 261H196V259ZM201 258V259H200ZM204 258V259H202ZM212 258V259H211ZM239 258V259H238ZM245 258V259H244ZM11 259V260H10ZM32 259V260H31ZM91 259V260H90ZM150 259V260H149ZM152 259V260H151ZM190 259V260H189ZM198 259H200L198 261ZM206 259V260H205ZM208 259V260H207ZM210 259V260H209ZM8 260V261H7ZM90 260V261H89ZM93 260V262H92ZM175 260V261H174ZM189 260V261H188ZM192 260H195V261H192ZM204 260V261H202ZM213 260V261H212ZM215 260V261H214ZM221 260V261H220ZM22 261V262H24ZM27 261V260H26ZM25 261V262H26ZM32 261V262H31ZM102 261H105V262H102ZM132 261V262H131ZM135 261V262H134ZM142 261V262H141ZM144 261V262H143ZM148 261V262H147ZM154 261V262H153ZM243 261V262H242ZM43 262L41 264H43ZM92 262V263H90ZM99 262V263H98ZM141 262V263H140ZM182 262V263H181ZM190 262V264H191ZM200 262V263H198ZM202 262V263H201ZM212 262V263H211ZM215 262V263H214ZM10 263V264H11ZM28 263V262H27ZM100 263V264H101ZM176 264V263H175Z\"/></svg>", "mask_w": 264, "mask_h": 264}]
</instances>
